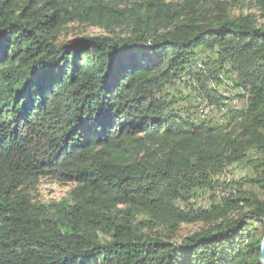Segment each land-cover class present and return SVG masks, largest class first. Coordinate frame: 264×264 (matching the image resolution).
I'll use <instances>...</instances> for the list:
<instances>
[{
  "label": "trees",
  "instance_id": "1",
  "mask_svg": "<svg viewBox=\"0 0 264 264\" xmlns=\"http://www.w3.org/2000/svg\"><path fill=\"white\" fill-rule=\"evenodd\" d=\"M263 239L264 0H0V264H262Z\"/></svg>",
  "mask_w": 264,
  "mask_h": 264
},
{
  "label": "rangeland",
  "instance_id": "2",
  "mask_svg": "<svg viewBox=\"0 0 264 264\" xmlns=\"http://www.w3.org/2000/svg\"><path fill=\"white\" fill-rule=\"evenodd\" d=\"M73 30H78L79 32H85V33H99L100 30L88 27V26H78L77 28H73ZM72 30L69 32H66V34H63L60 38V40L69 39L73 36ZM190 104V103H189ZM197 104V103H196ZM243 170L240 168H235L232 172H228V177H231L233 174L238 175L242 174ZM71 184H61L57 181H52L50 179L44 178L41 180L39 187H38V198L43 202H51L53 200H59L61 199L67 191L70 189ZM200 200L207 201V195L206 193L204 196H201ZM196 229L195 225H185L181 234L185 235L189 231H193Z\"/></svg>",
  "mask_w": 264,
  "mask_h": 264
},
{
  "label": "built area",
  "instance_id": "3",
  "mask_svg": "<svg viewBox=\"0 0 264 264\" xmlns=\"http://www.w3.org/2000/svg\"><path fill=\"white\" fill-rule=\"evenodd\" d=\"M199 109H200V111H205L206 114L211 113V108H210L208 102H206L205 100L202 101V103H200Z\"/></svg>",
  "mask_w": 264,
  "mask_h": 264
},
{
  "label": "bare ground",
  "instance_id": "4",
  "mask_svg": "<svg viewBox=\"0 0 264 264\" xmlns=\"http://www.w3.org/2000/svg\"><path fill=\"white\" fill-rule=\"evenodd\" d=\"M233 89H234V88H233ZM231 94H232V93H231ZM230 98H231V97H230ZM230 103H231L232 106H235V107H237L239 104H241L240 101L237 100V99H235V98L232 99ZM233 108H234V107H233ZM217 110H218V109H217ZM205 115H207V114L205 113V111H201V116L204 117ZM220 116H221V115H220Z\"/></svg>",
  "mask_w": 264,
  "mask_h": 264
},
{
  "label": "water",
  "instance_id": "5",
  "mask_svg": "<svg viewBox=\"0 0 264 264\" xmlns=\"http://www.w3.org/2000/svg\"><path fill=\"white\" fill-rule=\"evenodd\" d=\"M260 261L262 264H264V239H263L262 245H261Z\"/></svg>",
  "mask_w": 264,
  "mask_h": 264
}]
</instances>
